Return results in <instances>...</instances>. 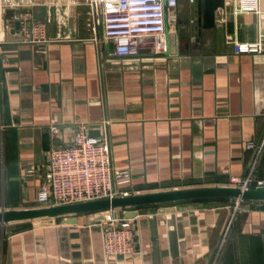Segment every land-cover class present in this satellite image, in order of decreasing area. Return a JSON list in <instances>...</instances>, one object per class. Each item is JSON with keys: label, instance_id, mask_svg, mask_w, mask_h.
Here are the masks:
<instances>
[{"label": "crops", "instance_id": "1", "mask_svg": "<svg viewBox=\"0 0 264 264\" xmlns=\"http://www.w3.org/2000/svg\"><path fill=\"white\" fill-rule=\"evenodd\" d=\"M88 0H0V210L37 208L52 147L78 127L106 134L112 168L127 171L129 195L228 186L245 175V144L264 131V55L233 43L264 40V0H224V32L191 30V0H178L167 48L148 38L136 57H116ZM23 12L43 24L45 42L21 43ZM264 179V152L254 173ZM127 219L137 250L110 257L106 220ZM230 223V225H229ZM264 264V204L184 202L0 226V264Z\"/></svg>", "mask_w": 264, "mask_h": 264}, {"label": "built area", "instance_id": "2", "mask_svg": "<svg viewBox=\"0 0 264 264\" xmlns=\"http://www.w3.org/2000/svg\"><path fill=\"white\" fill-rule=\"evenodd\" d=\"M193 0H191V3ZM92 20L99 17L102 37L113 45L116 57H136L140 40L148 38L155 53L167 48V26L177 17L178 0H88ZM21 43L45 42L43 24L30 12L17 18ZM233 53L264 55V40L254 43H233ZM251 159L245 175L230 176L228 186L241 189L264 188V179L254 176L264 152V131L260 139L245 144ZM127 171L114 170L106 134L93 137L84 127H78L70 144L52 147L47 155L44 179L39 186V207L71 205L117 196H128L122 186L128 184ZM240 202H235V211ZM230 225V223H229ZM229 225L213 251L209 264H218L228 235ZM103 246L110 257H127L137 250L135 228L127 219H110L102 225Z\"/></svg>", "mask_w": 264, "mask_h": 264}, {"label": "water", "instance_id": "3", "mask_svg": "<svg viewBox=\"0 0 264 264\" xmlns=\"http://www.w3.org/2000/svg\"><path fill=\"white\" fill-rule=\"evenodd\" d=\"M191 30L201 34L202 30H215L217 53H223L224 32L216 22V12L224 8V0H193ZM113 47V45H112ZM207 200H229L264 204V188L241 189L231 186H208L191 189L156 191L144 194L117 196L71 205L37 207L18 210H0V226L15 222L51 219H71L78 215L127 211L141 207L172 205L184 202Z\"/></svg>", "mask_w": 264, "mask_h": 264}, {"label": "rangeland", "instance_id": "4", "mask_svg": "<svg viewBox=\"0 0 264 264\" xmlns=\"http://www.w3.org/2000/svg\"><path fill=\"white\" fill-rule=\"evenodd\" d=\"M219 203H225L226 205H230L232 207L235 206V201H229V200H225V201H218Z\"/></svg>", "mask_w": 264, "mask_h": 264}, {"label": "trees", "instance_id": "5", "mask_svg": "<svg viewBox=\"0 0 264 264\" xmlns=\"http://www.w3.org/2000/svg\"><path fill=\"white\" fill-rule=\"evenodd\" d=\"M212 201H225V200H207V201H200V202L206 203V202H212Z\"/></svg>", "mask_w": 264, "mask_h": 264}]
</instances>
